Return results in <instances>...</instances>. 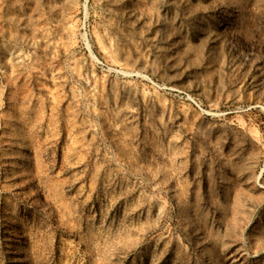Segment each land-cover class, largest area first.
Segmentation results:
<instances>
[{"label": "rangeland", "instance_id": "1", "mask_svg": "<svg viewBox=\"0 0 264 264\" xmlns=\"http://www.w3.org/2000/svg\"><path fill=\"white\" fill-rule=\"evenodd\" d=\"M0 264H264V0H0Z\"/></svg>", "mask_w": 264, "mask_h": 264}, {"label": "bare ground", "instance_id": "2", "mask_svg": "<svg viewBox=\"0 0 264 264\" xmlns=\"http://www.w3.org/2000/svg\"><path fill=\"white\" fill-rule=\"evenodd\" d=\"M214 262H216V263H217V258H215V259H214Z\"/></svg>", "mask_w": 264, "mask_h": 264}]
</instances>
